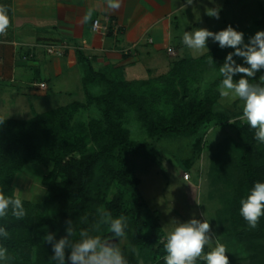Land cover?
Here are the masks:
<instances>
[{"label": "trees", "instance_id": "16d2710c", "mask_svg": "<svg viewBox=\"0 0 264 264\" xmlns=\"http://www.w3.org/2000/svg\"><path fill=\"white\" fill-rule=\"evenodd\" d=\"M262 13V20L250 28L247 37L264 31V8ZM234 51L215 48L202 58L174 63L165 75L132 81L127 80L124 68L95 70L79 51L84 67V102L36 113L30 120L0 118L4 120L0 124V190L15 197L13 183L25 168L50 169L42 179L47 188L42 205L21 199L27 213L23 219L17 220L10 211L0 218V227L9 232L8 239L0 237V244L13 257L8 264H56L51 259L52 246L43 236L54 233L56 240L64 237L67 221L75 231L73 240L79 238L81 229H87L92 235L118 243L119 238H114L109 225L103 223L106 218L101 210L110 212L112 218H127L123 239L127 243L121 240L119 246L128 264H164L163 231L159 222L152 220L151 209L140 192L136 165L131 161L154 159L158 151L152 144L132 138L130 118L140 123L150 139L195 137L205 126L223 120L217 112L223 98L221 80L210 83L207 79L212 73L219 74L227 54ZM94 108L100 112L99 118H82ZM234 128L240 144L233 220L244 242L263 241L264 216L252 229L239 209L254 183L264 182V149L247 123L237 121ZM43 206L56 207L55 212L42 213Z\"/></svg>", "mask_w": 264, "mask_h": 264}, {"label": "crops", "instance_id": "0c3cea01", "mask_svg": "<svg viewBox=\"0 0 264 264\" xmlns=\"http://www.w3.org/2000/svg\"><path fill=\"white\" fill-rule=\"evenodd\" d=\"M185 4L186 0H122L120 9L112 11L106 0H0L10 17L6 35H0V109H11L0 110V118L30 120L58 100L72 101L65 106L84 102L74 100L77 91L85 98L79 51L97 71L124 68L127 80L167 74L174 63L190 59L182 56L180 46L182 20L191 6ZM89 11L92 18L83 23ZM107 19L110 30L95 33L94 21L105 25ZM194 25L187 29L192 31ZM177 32L179 46H174ZM51 47L62 56L49 54ZM41 83L45 91L34 87Z\"/></svg>", "mask_w": 264, "mask_h": 264}, {"label": "rangeland", "instance_id": "374dc122", "mask_svg": "<svg viewBox=\"0 0 264 264\" xmlns=\"http://www.w3.org/2000/svg\"><path fill=\"white\" fill-rule=\"evenodd\" d=\"M219 8V19L206 15L207 8ZM264 0H234L226 4V0H194L184 18L183 31H192L206 28L209 31L223 30L231 25L235 30L244 34V42H249L247 33L251 27L262 20ZM173 35L174 46L179 43ZM175 34V32H174ZM182 55L186 58L199 59L211 52L212 48L219 47L218 42L211 38L207 41L202 52H193L184 44ZM165 53H163L164 55ZM236 62L244 64L238 57ZM264 73L256 74L252 83H259V77ZM240 75L234 76L238 80ZM222 76L212 73L207 81H222ZM82 91H77L75 101H84ZM73 100V101H74ZM70 100L56 101L44 110L51 111L69 104ZM4 103V102H3ZM8 105V104H6ZM4 106V105H2ZM243 102L223 97L217 106V112L223 120L212 122L201 132L191 138H154L150 139L140 123L131 117L130 130L132 138L139 142H148L158 151L156 158L143 160L131 158L136 165L137 177L141 180L140 192L143 200L151 209L152 220H157L163 231L162 243L168 232L177 222H187L192 218L203 221L205 218L211 225L210 235L226 246L229 264H264V240L244 242L239 236L237 222L233 220V207L236 188L238 186V171L235 169L240 144L234 124L242 115ZM2 112L11 110L8 106L1 107ZM5 114V113H4ZM7 118L9 116H2ZM100 112L94 108L85 112L83 119H96ZM133 121V122H132ZM232 121L233 123H229ZM247 123L246 121H242ZM264 149V144H259ZM50 169L45 167L28 166L18 174L13 183L15 195L20 199L42 205L47 194V188L42 185V179L48 175ZM189 174L190 180L184 176ZM56 207L41 208L42 213L52 214ZM123 244L127 241L123 240ZM205 253L210 251L205 246Z\"/></svg>", "mask_w": 264, "mask_h": 264}, {"label": "clouds", "instance_id": "9594fccd", "mask_svg": "<svg viewBox=\"0 0 264 264\" xmlns=\"http://www.w3.org/2000/svg\"><path fill=\"white\" fill-rule=\"evenodd\" d=\"M107 8L117 11L121 7L122 0H106ZM193 0H186L185 7L192 5ZM8 8L0 5V35H6L10 26ZM219 8H207L206 15L219 19ZM92 18V12H87L83 18V23H88ZM209 38L218 42L220 48L230 47L234 52H229L219 73L222 76L220 95L222 97L239 99L243 102L242 121L255 130L254 138L264 144V75L259 77V83H252L256 74L264 70V31H257L249 38V42H244V34L235 30L231 25L218 32L209 31L206 28H198L194 31H184L182 42L193 52L200 53L206 47ZM234 57H240L247 66L238 64ZM210 63L213 60L210 59ZM240 75L238 80L234 76ZM4 120H0L2 124ZM233 123L232 121H228ZM240 215L247 222L248 226L255 229L259 220L264 216V182H255L246 198L240 201ZM11 215L17 220L26 216V210L19 196H6L0 190V218ZM101 216L106 218L103 223L109 225V230L114 238H119V242L126 239L125 229L128 226L127 218L120 216L112 218L110 212L101 210ZM66 235L59 240L55 239L54 233H47L43 236V241L51 244L53 255L51 259L56 264H128V261L119 246V242L102 239L100 235H92L89 230L81 229L79 238L73 240L75 231L72 222L67 221ZM211 225L205 218L203 221L192 218L187 222H177L175 227L167 233L163 256L164 264H197L198 260L204 264H229V257L226 255L227 249L219 240H215L210 235ZM0 237L8 239L9 232L4 227H0ZM205 246L210 247V251L205 253ZM66 250L70 252L66 256ZM135 252V248H132ZM13 259L9 249L0 244V262L8 264Z\"/></svg>", "mask_w": 264, "mask_h": 264}, {"label": "built area", "instance_id": "2783aa9c", "mask_svg": "<svg viewBox=\"0 0 264 264\" xmlns=\"http://www.w3.org/2000/svg\"><path fill=\"white\" fill-rule=\"evenodd\" d=\"M107 21V24L103 25L102 22L100 20H95L94 23H93V31L95 33H100V32H107L110 30V27H109V19L106 20ZM152 42V41H151ZM48 53L49 54H52V55H57L59 57L62 56V52L57 50L55 47H51L48 49ZM169 53H173V50L172 49H169ZM34 87L36 89H39L41 91H45L47 89V86L45 83H41V84H35ZM190 175L187 173L185 176H184V180L185 181H189L190 180Z\"/></svg>", "mask_w": 264, "mask_h": 264}, {"label": "water", "instance_id": "95a60500", "mask_svg": "<svg viewBox=\"0 0 264 264\" xmlns=\"http://www.w3.org/2000/svg\"><path fill=\"white\" fill-rule=\"evenodd\" d=\"M114 242H117V240H116V239H114Z\"/></svg>", "mask_w": 264, "mask_h": 264}]
</instances>
